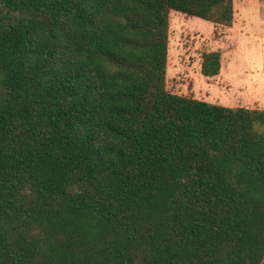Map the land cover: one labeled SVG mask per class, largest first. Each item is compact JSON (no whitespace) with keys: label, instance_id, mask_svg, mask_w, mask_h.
Instances as JSON below:
<instances>
[{"label":"trees","instance_id":"trees-1","mask_svg":"<svg viewBox=\"0 0 264 264\" xmlns=\"http://www.w3.org/2000/svg\"><path fill=\"white\" fill-rule=\"evenodd\" d=\"M233 0H0V264H264V110L166 90L169 14ZM203 53L200 74L219 75Z\"/></svg>","mask_w":264,"mask_h":264},{"label":"rangeland","instance_id":"rangeland-1","mask_svg":"<svg viewBox=\"0 0 264 264\" xmlns=\"http://www.w3.org/2000/svg\"><path fill=\"white\" fill-rule=\"evenodd\" d=\"M231 27L171 12L166 90L228 108L264 110V0H233ZM221 54L220 75L200 74L203 53Z\"/></svg>","mask_w":264,"mask_h":264},{"label":"crops","instance_id":"crops-1","mask_svg":"<svg viewBox=\"0 0 264 264\" xmlns=\"http://www.w3.org/2000/svg\"><path fill=\"white\" fill-rule=\"evenodd\" d=\"M220 75V74H219Z\"/></svg>","mask_w":264,"mask_h":264}]
</instances>
